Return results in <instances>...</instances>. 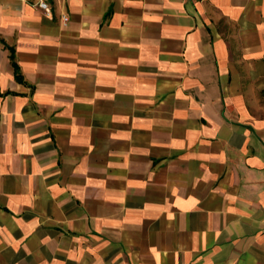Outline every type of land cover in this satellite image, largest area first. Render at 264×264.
<instances>
[{
    "label": "crops",
    "instance_id": "crops-1",
    "mask_svg": "<svg viewBox=\"0 0 264 264\" xmlns=\"http://www.w3.org/2000/svg\"><path fill=\"white\" fill-rule=\"evenodd\" d=\"M39 1L0 0V264H264V0Z\"/></svg>",
    "mask_w": 264,
    "mask_h": 264
},
{
    "label": "built area",
    "instance_id": "built-area-1",
    "mask_svg": "<svg viewBox=\"0 0 264 264\" xmlns=\"http://www.w3.org/2000/svg\"><path fill=\"white\" fill-rule=\"evenodd\" d=\"M37 6L45 11L47 15L52 14V7L49 5V3L46 0H40L37 3ZM69 17L67 15L63 16V21L66 23L68 21Z\"/></svg>",
    "mask_w": 264,
    "mask_h": 264
},
{
    "label": "trees",
    "instance_id": "trees-1",
    "mask_svg": "<svg viewBox=\"0 0 264 264\" xmlns=\"http://www.w3.org/2000/svg\"><path fill=\"white\" fill-rule=\"evenodd\" d=\"M15 65H16V64H15ZM16 69L18 70V66H17V65H16ZM17 77H18V78H21V77H20V74H19Z\"/></svg>",
    "mask_w": 264,
    "mask_h": 264
}]
</instances>
